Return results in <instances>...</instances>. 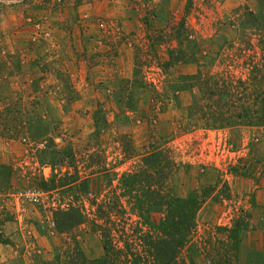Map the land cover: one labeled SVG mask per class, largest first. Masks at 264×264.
<instances>
[{"label":"rangeland","instance_id":"rangeland-1","mask_svg":"<svg viewBox=\"0 0 264 264\" xmlns=\"http://www.w3.org/2000/svg\"><path fill=\"white\" fill-rule=\"evenodd\" d=\"M180 19L190 38L237 47L244 34L253 36L249 23L264 21V0H0V264H62L75 243L88 259L100 257L102 240L90 220L95 203L108 201L120 175L164 138L183 165L172 192L205 195L180 257L206 264L207 238L244 213L238 264H264V128H185L187 92L179 94L180 107L172 102L158 113L149 108L150 91L135 88L126 107L122 89L135 69L158 90L180 75L246 72L248 52L235 59V48L208 66L179 63L163 71L167 43L148 47L146 35ZM97 110L106 122L101 128ZM53 176L75 189L35 185ZM69 204L81 207L85 221L59 232L53 211ZM116 214L113 228L120 231L124 217ZM161 216L154 211V221Z\"/></svg>","mask_w":264,"mask_h":264},{"label":"trees","instance_id":"trees-1","mask_svg":"<svg viewBox=\"0 0 264 264\" xmlns=\"http://www.w3.org/2000/svg\"><path fill=\"white\" fill-rule=\"evenodd\" d=\"M249 24L252 25L253 36L244 34L238 40L237 47L231 40L214 43L209 38L206 44L196 37L190 38V30L184 19L169 25L167 23L168 30L160 28L158 35L148 32V47L167 43L166 56L160 62L163 71L179 63L208 66L225 48H235V59L248 52L242 62L246 72L234 75L232 71L222 68L215 72L180 75L164 83L158 90L151 83L142 81L139 70L135 69L132 79L127 80L122 89L127 93L126 107L129 109L132 105L135 88L150 91L149 108L158 113L167 109L172 102L180 107L179 94L187 92L190 99L184 107L185 128H264V21L255 20ZM146 26L149 30L150 25ZM94 114L97 115V126L104 127L106 122L100 116V110ZM179 128L180 125L176 127L177 130ZM167 142L164 138L161 144L149 145L148 150L138 155L136 167L120 175L117 184L119 192L115 188L108 201L95 203L96 210L90 220L94 230L100 234L102 255L88 259L75 243L72 248L63 251L62 264H195L190 256L187 259L180 256L193 237L196 215L205 195L192 191L186 197H179L172 192V181L183 165ZM128 152L133 156L132 148ZM54 177L41 179L35 185L44 191H53L65 185L66 191L75 189L70 184L72 181L56 182ZM80 187L86 192L85 181L80 182ZM106 207L115 209L113 215L104 212ZM155 210L162 213L158 221L153 219ZM117 212L124 217L120 231L113 228L118 219ZM85 218L81 207L71 204L67 209L57 208L53 211V221L59 232H67L83 223ZM247 219L242 213L230 226L215 228L217 236L207 238L202 250L206 264H238L239 231L245 228ZM60 257L56 255L57 260Z\"/></svg>","mask_w":264,"mask_h":264}]
</instances>
